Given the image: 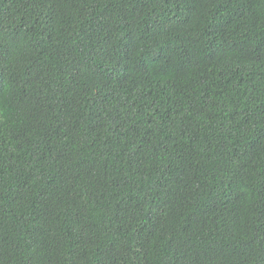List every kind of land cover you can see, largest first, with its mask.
<instances>
[{
    "label": "trees",
    "instance_id": "16d2710c",
    "mask_svg": "<svg viewBox=\"0 0 264 264\" xmlns=\"http://www.w3.org/2000/svg\"><path fill=\"white\" fill-rule=\"evenodd\" d=\"M0 264H264V0H0Z\"/></svg>",
    "mask_w": 264,
    "mask_h": 264
}]
</instances>
